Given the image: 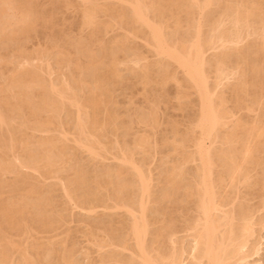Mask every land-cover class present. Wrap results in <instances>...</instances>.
Returning <instances> with one entry per match:
<instances>
[{
    "label": "bare ground",
    "instance_id": "bare-ground-1",
    "mask_svg": "<svg viewBox=\"0 0 264 264\" xmlns=\"http://www.w3.org/2000/svg\"><path fill=\"white\" fill-rule=\"evenodd\" d=\"M117 2L124 4L125 7L117 8L115 6H105V8H101L99 6H96L98 3L96 5L88 6L85 12L83 10V23L87 27H97L99 23L95 20V14L97 15L98 11H107L109 13H112V15L114 14L115 16H118L119 18H125L126 24L127 26H129L131 31H136L137 29H145L148 32L147 34H149L146 38V45L149 46L156 53V55L168 60H164V62L166 61L165 65L161 64L158 71L160 77V79L158 80H160V85L170 79H174L176 81L178 79H181L179 77L178 79H175L173 77L175 76L176 71L173 72L175 73L174 75H170L171 73L168 72V70L170 69H168L169 63L173 64V66L175 65L178 70L182 71L184 78H182L183 80L181 81H184V84L188 88V90L190 89L197 97V105H195L197 107V113L196 118H193L194 120L192 121V134L190 136L188 135L187 137L186 135L182 134V136L184 135L185 138H182L178 144L174 143L175 145H173L175 146L174 149L176 154L178 153L183 159L181 160L180 158H178L179 160L184 163L191 162V164L193 165L196 163V166L195 168H193V172H190L191 176L189 177L192 178L188 183H185V181L183 183L184 171L182 169H179V167L175 165L173 166V168H171L172 170H167L166 168L164 175L159 180L157 185H155V183V186H153L152 180L154 178H152L151 176L152 171L147 173L145 171L146 166L144 165L145 169H143V164L141 163L143 160H138L137 162H140L142 165L137 164L132 159L133 151L130 149H125L123 150L121 157H117V159L119 160V165H117L114 170H108V179L103 177H95L90 180L86 177V173L82 168H74L73 175L67 178L64 183H61V186H63V190L68 197V201H71L75 205L81 207L82 210L86 209L88 211H94L95 209H97V207H103L104 209L106 208L109 210L116 208L123 209L126 215L130 216V222L125 225V227H123L124 225H122V228L124 230H121L122 228L120 229V227L114 228L116 221L113 222L112 226H104L102 228L104 229L105 235H107L108 241H105L102 244L99 243L98 246L101 250L105 247H114V249L110 248V251L107 250L106 254L102 257V264H110V262H112V264H258V260H250L249 258L253 255L258 254L261 249V241L258 237V230H262L264 228V216L262 215V217L260 215H257L260 211V208H257L256 206L254 207V205H250V202H248L249 198L247 199L242 193H245L246 190L247 193L251 189L261 192L262 202L259 203H263L264 205V7L262 5L264 1L117 0ZM32 5H30L27 1L25 2L24 0L0 1V33L6 30L5 28L7 25L12 24L13 22L20 23L19 25L16 23L18 26L13 30L9 29L10 32L8 31L5 34L3 41H0V49L7 47V44L9 42H12L14 44L18 43V38L22 39V37H27L28 39L30 33L34 31L35 27H44L47 22H49L47 21V17H45V14H42V12L39 10H35ZM44 9L46 10L47 8ZM8 10L12 11L11 13H13L14 15L12 14L11 16H9ZM196 12L199 14V18L195 22L194 17ZM149 13L158 21L152 20L149 16ZM183 14L187 17L184 22L185 25H182V20L180 19V15L184 16ZM7 15L9 16L8 19H6ZM165 17H169L170 20L172 19V31H178L182 27L186 26L187 32L185 33L184 31L185 34L176 38V40L170 39L169 36L167 37V33L164 35V32H166L164 31L166 30V27L171 29V25L168 27V25H166L167 22L162 21L163 18L166 19ZM101 24V28L98 26L99 29H103V27L106 26L105 24ZM206 25H208V31H210V34L208 37H203L205 35L202 36V33H205L202 29L206 27ZM39 28L41 29V27ZM45 28L44 30H46ZM92 29L94 32L95 30H97V28L95 30L94 28ZM169 31L170 30H168V32ZM174 33L176 34V32ZM79 44L80 42L77 44L76 53H83V51L87 48H85V45ZM19 45H13L15 47L14 50H17L19 52L20 47H22L21 45ZM53 49H55V46ZM35 50L37 51V49ZM17 54L19 55V53ZM60 54L61 58L64 61H69V59H67V54H65L64 52H61ZM102 54L103 57H105L107 55V52H104ZM46 55L47 54L45 53L40 55V61H42V58ZM95 55L96 54L93 55V59L91 58V62L88 60V63L90 62L92 65L91 67L89 66L90 68H87L88 70L85 71L86 74L88 73L92 77L94 83L93 87L90 88L89 91L94 92L95 90H98L99 95H104L105 90L103 87L110 80L109 75L114 70V62L116 60V56L115 54L113 55L112 52L111 54H109L112 57H109L110 62L108 63V65L107 63H104L101 56L99 57L98 55L97 57ZM35 56H37V54ZM10 61L12 60L10 59ZM30 61H32V59ZM139 61H135V63ZM11 66H13V64ZM171 66L172 65H170V67ZM21 67L23 69V65H20V68ZM22 69H19L16 72H11L10 78H8L9 76H7V83L5 82L6 84L4 86L5 91L1 92V94L7 91H9V93L0 96V173H3L4 175V173L16 172V176L18 175L19 177L15 178H19L20 182L18 180L14 184L11 183L13 184V186H17L18 183L22 185L23 179L27 178L19 174L21 172L16 171L17 165L15 166L8 159L4 160V152L7 149L14 151V147L17 143L23 145V148L21 149L18 147L20 150H23V152H21L23 155H21V159L19 160V169L29 168V170H34V172H38L40 168L50 169V167H52L55 163L61 161V159H63L65 155L64 142L61 141L57 144V140H54L49 136L41 138L40 141L38 140L39 142H36V146L27 145L24 138L21 137L22 135L17 134L22 127L26 128L30 122H33L32 124L30 123L33 130H37L39 132L45 131L46 133V131H49L50 125H57L58 122H55V120H57L55 118L61 117L60 115L64 112V114H66L67 116H71V120H74V122L71 121V126L68 122L65 124L61 122L58 123V125L60 126H55V128L62 127L64 125L71 127V129H73L75 134L77 135L73 139L74 143L77 145V147L83 149L91 157H93L92 159L97 157L103 158L104 153L105 155H108L109 153L111 154V152L108 153L107 143L105 144V142L101 139L102 137L97 134L98 130L103 129L107 126L106 120L104 121L103 119V121H100L98 119L99 116H97V113L100 112L98 110L100 109L102 100H100L101 102L99 105L98 101L95 99L96 97L92 98L91 96H81L78 95L77 92H74L76 89L81 90L85 86V79L87 78L84 79L80 74V78H77V80L74 81V87L66 83V85L64 84L65 86L58 87V85H52V82L50 85H46V83L44 84L42 75H40V71L42 69L39 72L34 68L30 69L25 67V69ZM51 72L52 70L49 73ZM70 73L72 74V72ZM144 73L145 83L148 84L150 82V75H148L149 72ZM211 78L212 80H214L213 84H210ZM2 89L3 88H1V91ZM181 89L176 91H179L178 93L180 98H186L188 96V93L183 91L185 89ZM225 89L229 90V96L227 94L228 92L226 93L227 96L224 94ZM158 95L159 94H157V96ZM174 95H176L177 97V93ZM229 101H232V103L230 102L231 105H233L232 108H230L227 104ZM241 110H246V112L248 111L247 115L250 112H252L250 114H254V112L257 113L253 118L252 116H249L250 118L247 116L249 119H247V117H237L236 112ZM6 111H9V113L13 112L17 114L19 112H22L21 114L19 113L16 116V120L19 121L16 122L15 118H11V116L15 115L13 113V115H10L8 117V114H5ZM149 111H152V108H150ZM42 112H49V114L52 113V116L49 119L42 120L41 117H39L40 114L42 115ZM243 112L241 113L244 114L243 116L245 117L246 114ZM154 113H156V111ZM73 115L75 116L74 119ZM28 116L32 118L30 119ZM9 118H11L12 121H15H13L14 125L16 123L15 126H12L10 124L11 120ZM139 120L141 122H146L148 120V116H144L142 118L140 117ZM153 120H155V117H153ZM112 124H114L113 121L111 125ZM189 126L190 125H188V127ZM174 131L176 132V129ZM104 133L106 132L104 131ZM23 134L25 136V133ZM63 135L64 140L67 141L66 133H64ZM143 136L145 135L143 134ZM143 136L141 135L139 138L137 137L138 139L135 140L136 143L134 141L136 147L144 149L147 143V137L144 138ZM169 138L171 139V137ZM26 142L28 141L26 140ZM165 142L166 141H164V143ZM186 142H189L192 145L193 150L191 152H187V150H185V148L188 149V146H186ZM217 144H219V146H217ZM191 148H189V150H191ZM11 151L9 152L11 153ZM10 155L12 156V154ZM135 160L137 161L136 158ZM182 162H180L179 164H182ZM123 167H126L127 170L124 171ZM256 167H259L260 171L255 172L254 175L250 174V170H254L256 169ZM2 183L0 182V187L2 186ZM4 185L5 184H3V186ZM7 185L9 186V184H6V186ZM20 185L18 184V186ZM108 185L113 186L112 192H110V194L106 197V200H100L98 198V194L102 189H106ZM154 187L158 188L157 191L154 190ZM242 189L246 190L242 191ZM16 190L17 189H15V191ZM26 190L28 191V188ZM181 190L183 192H181ZM16 192H18V190ZM254 193L256 194L257 192ZM31 197L32 196L30 195V198ZM42 197L43 198H41V196H37L32 201H28L27 204L23 205L25 206L24 208H20V211L24 214V211L26 212V208L29 207L32 211H29V213H27V216L32 212L31 217L33 224L36 223L37 225L42 226H53L56 222V219L53 220L55 217L52 219V217L46 216V213H44V211L47 212V208L46 210H44V208L50 205L51 200H49L47 197L44 198L43 195ZM23 198L24 197H20V199L24 200ZM108 200H110V203H108ZM165 200H168V202L170 203L166 207L163 205V202L165 203ZM184 201H191L193 203L191 205H193L194 211V215L192 213L193 216H190L192 218L188 219L189 217H187V221L183 224L184 227L181 226V230H185L191 240V242L189 243L190 245L186 247L178 239V229L176 227V223L178 221L176 219L179 218L182 213ZM13 203H10L7 200H0V240L3 239L2 243L3 241H5L3 235L4 233H6V230H15L14 228H16L19 224L17 216L21 215L17 213L18 215L16 216V210L14 211L13 209L16 202L14 205ZM167 208L168 210L169 208L172 209L173 213L175 212L178 215L175 216V214H173L172 212H168ZM153 213H161L162 218H153V215H151ZM186 215L188 216V214ZM23 221H25V219ZM117 221H119V219H117ZM119 222L122 224L121 221ZM155 222H159L161 224L155 231H150V226L154 225ZM108 223L109 225L111 224L110 220L108 221ZM180 224H182V222ZM119 229L124 232H121ZM112 230L120 231V235L115 237L114 235H112L114 233L111 232ZM128 239L132 241L131 244L127 243ZM1 244L0 264H6L5 260H7V252L9 251H7V248L9 246L7 247L5 244ZM117 247L121 250H126L127 252H129V256H126V258H122L124 257V255H119V251H117L118 249L116 250ZM102 251L104 252V250ZM123 252L124 251L120 253L123 254ZM28 255L30 257V254ZM47 255H49V252L47 253ZM63 259L65 264H75L74 260L68 259L66 256H64ZM22 262H24V264H36L35 260L28 261L26 257H23Z\"/></svg>",
    "mask_w": 264,
    "mask_h": 264
},
{
    "label": "rangeland",
    "instance_id": "rangeland-1",
    "mask_svg": "<svg viewBox=\"0 0 264 264\" xmlns=\"http://www.w3.org/2000/svg\"><path fill=\"white\" fill-rule=\"evenodd\" d=\"M0 1L2 2L4 0H0ZM5 1H11V0H5ZM24 1L29 2L30 5L33 4L32 6L35 10H37V11L39 10L42 12V14H45V17H47L46 18L47 21H49V22H47L48 26H47V24L45 25L46 28H45V26L44 27L43 26H37V27H35L34 31H32L30 33L28 39H27V37L26 38L22 37V39L18 38L17 39L18 43L14 44L12 42H9L8 43L9 45L7 44V47L0 49V51H1L0 52V57H1L0 58V78H2V79H0V96H3V94L6 95V93L7 94L9 93V91L6 90L7 92H4L3 94H1V92L5 91L4 86L7 83L6 78H7V76H9L8 78H10L11 72H16L17 70L22 69V67L20 68V65H23V69H25V67L30 68V69L34 68V69L38 70V72L42 69L41 70L42 72L40 71V75H42V79L44 81V84L46 83V85H50L52 82V85H54V86L58 85V87L65 86L66 84H70L71 86L74 87V85H75L74 81L77 80V78L79 79L80 74H81L84 79L87 78V79H85V81H86L85 86L81 90L76 89L74 92H77L78 95H81V96H89V97L91 96L92 98L96 97L95 99L98 101L99 105L101 102L100 100H102V103L100 105V109L98 110L100 112L97 113V116H99L98 119L100 121H103V119H104V121L106 120L107 126L103 129L98 130L97 134L102 137L101 139H102V141L105 142V144L107 143L108 153L111 152V154L110 153L108 154L106 152L108 155H105V153H104L103 158L97 157V158L92 159L93 157H91L83 149H80L79 147H77V145L74 143L73 139L77 135L75 134L74 130L71 129V127L64 125L62 127H56L55 128V126H60V125H58V123H61V122H63L64 124L68 122L69 125L72 122H74V120H71V116H67L66 114H64V112L60 115L61 117L55 118V119H57V120H55V122L56 121L58 122L57 125H50L49 131H46V133H45V131L39 132L37 130H33L32 125H30L31 122L28 124L29 129H28V126L26 128L22 127L21 130L18 131L20 134L17 132L18 133L17 135H22L21 137L24 138L25 143L27 145L36 146V144L40 141L41 138H45L48 136L50 138H53L54 140H57V142H56L57 144L60 143L61 141H63L64 147H65V155H64L63 159H61V161H58L59 163L57 162L58 164L55 163L52 166L53 168L50 167V169L48 168L49 170L46 168H42V169L40 168L38 172H36V171L34 172V170H31V169L29 170V168H27V169L26 168H21V169L18 168L19 160L21 159V155H23L21 153V152H23V150H20L21 148H23L22 144H20V143L16 144V146L14 147L15 152L11 151L9 149H7L4 152L5 153L4 160L8 159L15 166L17 165L16 171L21 172V173H19V172L18 173L21 174L23 177H27L26 179L25 178L23 179V182L21 181L22 185H20V183H18L20 186H18V184H17V186H13V184L16 181L19 180V182H20L19 178H15V177H19L18 175L16 176V172L4 173V175H3V173L2 174L0 173V182L1 183L3 182L2 186L0 187V195H1L0 200H2V201L7 200L10 203L14 202L13 205L16 202L13 209H14V211L16 210L15 211L16 216L18 215L17 213H19V215H21V216H17L19 224L17 225L16 228H14L15 230H13V229L6 230V233H4V235H3V237L5 238L4 239L5 241H3V243H2L3 239L0 240V244L2 243L1 245L5 244L7 247L9 246L7 248V251L9 250L8 251L9 253L7 252L8 255L6 258L7 260H5L6 261L5 263L6 264H24V262H22L23 257H26V259L28 261L35 260L36 264H41V263L42 264H65L63 257L66 256L68 259L74 260L75 264H102L101 259L106 254L107 250L110 251L111 249H114L113 246H110L108 248L105 247L106 250H105V248L102 249V250H104V252H103L100 249V247L98 246L99 243L102 244L105 241H108L107 235H105L104 229H102V228L104 226L105 227L106 226L107 227L112 226L113 222L116 221L117 225L116 224H115V226L113 225L114 228L120 227V229H121L122 225H124L123 227H125V225H127L130 222V219H129L130 216L126 215V213L124 212L123 209H116V208L109 210L106 208L104 209L103 207H101V208L97 207V209H95L94 211H88L86 209L82 210L81 207L75 205L71 201H68V197L66 196V194L63 190V186H61L62 185L61 183H64L67 178L71 177L73 175L74 168H78V167L82 168L85 171L86 177L90 180L95 178V177H98V178L103 177V178L108 179L109 178L108 173H107L108 170H114V168L117 165H119V160L117 159V157H121L122 152L125 149H130L133 151L132 159L136 163L138 162V160L139 161L143 160L141 163L143 164V169H145V166H146L145 171L147 173L152 171L151 176H152V178L155 179V180L154 179L152 180L153 186L157 185L159 180L164 175L166 168H167V170H172L171 168H173V166H175V165H177L179 167V169H182L184 171L183 183H184V181H185V183L190 182L191 178H192V177H189V176H191L190 172L191 173L193 172V168H195L196 163L192 162V163H195L193 165V164H191V162L190 163L189 162L188 163L182 162L181 160H183V159L178 153L176 154L175 149H174V147H175L174 145L178 144L182 138H185L184 135H186V137H187L188 135L190 136L192 134V128H191L192 127V121L196 118V113H197V110H196L197 107L195 106V105H197L196 104L197 103V97H196V95H194V93L190 89L189 90L191 92L188 90V88L184 84L185 82L181 81V80H183L182 78H184L182 71L178 70L176 68V66L174 65L175 66L174 67L173 64H171V63H169L168 69L169 68L170 69L168 70V72L171 73L170 74L171 76L176 73L175 76H173V77L175 79H178V77L181 79H178L179 81L178 80L176 81L174 79H170V80L164 82L165 84L162 83L160 85V80H158V79H160L158 71H159L160 65L161 64L165 65L166 61H168V60L163 59V58L159 57L158 55H156V53L149 46L146 45L147 44L146 38L148 37L149 34H147L148 32L145 29H137L138 31L137 30L131 31L129 26H127V24H126L125 18H119L118 16H115L114 14L112 15V13H109L107 11H105V12L104 11L103 12L98 11L97 15L95 14V20H96V22L99 23V25H97V27L91 26L92 28H94V30L97 28V30H95V32L93 31V29L90 26L87 27L84 25V23H83V21H84L83 10L85 12V10L88 8V6L96 5L98 3L96 6H99L101 8H105V6L106 7L115 6L117 8H120V7L124 8L125 5L117 2V0H102V1L101 0H88V1L87 0H47V1L46 0H42V1L38 0V2H37V0H34V1L33 0H24ZM114 2H116V3H114ZM85 3H86V5H85ZM262 5L264 7V2L262 3ZM44 8H47V9L45 10ZM9 11L10 10H8V14H9V16H11L13 13H11L12 11H10V13H9ZM263 11H264V8H263ZM9 16L7 15L6 19H8ZM99 16L101 19L99 18ZM149 16L152 20L158 21L157 19L153 18L150 13H149ZM180 16H181L180 19L182 20V25H183L185 22V19L187 17L185 15L184 16L180 15ZM196 16H197V18H196ZM198 16H199V14L196 12L195 17H194L195 22L198 20V18H199ZM165 18L169 22L164 18L162 19V21H166L167 24H166V22H165V24L168 25V27L171 24L173 25L172 19L170 20L169 17H165ZM50 20H51V23H50ZM104 21H105V23H104ZM16 23L13 22L12 24L7 25L5 28L6 30H4L2 33H0V41L1 42L3 41L5 34L8 31L10 32V30L15 29L20 24V23H17L18 24L17 25ZM100 24L101 25L105 24L106 26L103 27V29H99V27L101 28ZM172 25L170 27L171 29L166 27L165 28L166 30H164V31H166V32H164V35L167 33L166 36L167 37L169 36L170 39L176 40V38L180 37L181 35H183L187 32L186 26L179 29L182 32L179 30L178 31H172ZM39 27H41V29ZM44 28L46 30H44ZM88 28H90V29H88ZM204 28L202 30L205 34L202 33V36L205 35L203 37H208L210 34V31H208L209 30L208 25H206V27H204ZM168 30H170V31L168 32ZM92 31L94 34L92 33ZM184 31H185V33H184ZM56 32H57V34H56ZM104 32H105V34H104ZM142 32L145 34H143ZM171 32H173V33H171ZM174 32H176V34ZM33 33H35V34H33ZM180 33H182V34H180ZM44 35H46V36H44ZM96 35H97V37H96ZM53 36H54V38H53ZM98 36H99V38H98ZM101 38H102V40H101ZM89 40H91V41H89ZM174 40H173V42H174ZM170 41H172V40H170ZM79 42H80L79 45L83 44V45H85V48H87V49H85L86 51L84 50L85 52L83 51V53H79V52L76 53L77 44ZM19 44L22 47H20V50L18 52L17 50H14L15 47L13 45L16 46ZM57 44H58V46H57ZM52 45H53V47H52ZM54 46H55V49H53ZM99 47H101L102 49ZM22 49H23V51H22ZM35 49H37V51ZM99 49L102 51H100ZM12 50H13V52H12ZM20 52H21L22 56H21ZM59 52L60 53L64 52L65 54H67V59H69V61H64L61 58V54ZM104 52H107V55L105 57H103V54H102ZM111 52L113 55L115 54V56H116V58H115L116 60L114 62V70L115 71L113 70L110 73V75H109L110 80L103 87L105 90L104 95H99L98 90L94 91L95 93H97V94H95L94 92L89 91L90 88L93 87L94 83H93L92 77L88 73H87L88 74V76H87L85 71L91 67L92 64L90 62L92 61L94 54H96L95 56H97V57H98V55H99V57L101 56L103 58L104 63L108 64L110 62L109 57H112L111 55H109V54H111ZM17 53H19V55ZM41 53L47 54L45 57L42 58V61H40L41 60L40 55H42ZM36 54L39 57V59L37 56H35ZM15 56H17V57H15ZM34 56H35L36 60H35ZM18 57H19V59H18ZM49 58L52 60H50ZM10 59L12 61H10ZM27 59H29V60H27ZM31 59H32V61H30ZM45 60H46V62H45ZM88 60L90 61L89 63H88ZM134 60L135 61L140 60V61L135 63ZM161 60H162V62H164V60H166V61L164 63H162ZM159 61H160V63H159ZM18 62H19V64H18ZM69 62H70V64H69ZM33 63L36 65H34ZM12 64H13V66H11ZM88 64H90V65H88ZM170 65H172V66L170 67ZM18 66H19V68H18ZM75 66H76V68H75ZM145 66H147V67H145ZM12 69H14V70H12ZM47 69H48V71H47ZM175 69H177V70H175ZM51 70H52V72L49 73ZM150 70H151V72H150ZM63 72H64V74H63ZM65 72H67V73H65ZM70 72H72V74ZM78 72H80V73H78ZM144 72H147V73L149 72L148 75H150V82L148 84L145 83V80H144V74L145 73ZM173 72H175V73H173ZM150 73H152V74H150ZM68 75H69V77H68ZM75 77H76V79H75ZM155 78H157V79H155ZM211 80H212V78L210 79V84H213L214 80H212V81ZM179 83L180 84L183 83V84L180 85ZM1 88H3L2 91H1ZM179 89H181V90L185 89L186 91L185 90H183V91L188 93L189 97L187 96L186 98H184V97L180 98L179 93H178L179 91H176ZM113 90H115V91H113ZM181 90H180V92H181ZM108 91H110V92H108ZM224 92H225L224 93L225 95L228 92L227 94L229 96V90L225 89ZM176 93H177L178 98L176 97V95H174ZM153 94H154V96H153ZM157 94H159V95L157 96ZM179 98L182 100H180ZM230 102L232 103V101H229L227 104L230 108H232L233 105H231ZM102 104H103V106H102ZM159 105H160V107H159ZM104 106L106 109L104 108ZM150 108H152V111H149ZM155 111H156V113H154ZM243 111H245V112H243ZM237 112L239 113V115ZM237 112H236L237 117L239 116L240 118H246L247 116L248 117L252 116V118H253V117H255L254 115H256V113H257V112H254V114H250V113H252V112H250L247 115L248 111L246 112V110H241V111H237ZM241 112L246 114L245 117L243 116L244 114H242ZM6 113L8 114V117L10 115L15 114L14 116H11V118L12 119L15 118V120H16V116L19 113L21 114L22 112H19L18 114L12 112L13 113L12 114V113H9V111H6L5 114ZM44 114H46V115H44ZM47 114H48V117H47ZM154 114H155V116H154ZM139 115L141 118L144 116L145 117L148 116L149 121L147 120L146 122H141L139 120V118H140ZM51 116H52V113L49 114V112H45V113L42 112V115L41 114L39 115V117H41L42 120L49 119ZM153 117H155V120H153ZM248 117H247V119L250 118V117L249 118ZM11 118H9L11 120L10 124L12 126H15L16 123L14 125L15 121L13 120L14 121L13 122ZM74 118H75V116L73 115V119ZM27 120H28V118H27ZM18 121L16 120V122H18ZM112 121L114 124L111 125ZM168 123H170V124H168ZM188 125H190V126L188 127ZM124 126H126V127H124ZM190 128H191V130H190ZM24 129H25V131H24ZM64 129H65V131H64ZM175 129H176V132L174 131ZM182 129H184V130H182ZM104 131L106 133H104ZM48 132H50V133H48ZM23 133H25V136ZM64 133H66L67 141L64 140V135H63ZM174 133H176V134H174ZM143 134L145 136H143ZM182 134H184L183 135L184 137L182 136ZM141 135L144 138L147 137V143H146L144 149L135 146V143H136L135 140H137ZM175 135L177 136V138ZM114 136H116V137H114ZM169 137H171V139ZM26 140L28 142H26ZM58 140H59V142H58ZM161 140H162V142H161ZM126 141H127V143H126ZM134 141H135V143H134ZM164 141H166V142L164 143ZM173 141H175V142H173ZM186 146H188L187 147L188 149L185 148V150H187V152H191L193 150V147L189 142H186ZM217 146H219V144H217ZM29 147H31V146H29ZM189 148H191V150H189ZM9 151H11V153ZM16 151H17V154H16ZM10 154H12V156ZM16 157H17V159H16ZM135 158L137 159V161L135 160ZM176 158L177 159L180 158L181 160L178 159V161H179L178 162ZM16 161H17V163H16ZM180 162H182V164H179ZM141 163L139 162L137 164L142 165ZM179 165L180 166L183 165V166L180 167ZM186 165H187V167H186ZM123 169H124V171L127 170L126 167H123ZM40 170H42V171H40ZM188 170H190V171H188ZM250 171H251L250 174L254 175L255 172L260 171V169H259V167H256V169L250 170ZM22 172H23V174H22ZM50 172L52 173V175ZM41 173H43V174H41ZM27 181H28V183H27ZM11 183H13V184H11ZM3 184H5V185L3 186ZM6 184H9V186L8 185L6 186ZM10 185H12L13 187ZM30 185H31V188H30ZM9 187H11V188H9ZM12 188H14V189H12ZM27 188H28V191L26 190ZM8 189H10V190H8ZM15 189H17L18 192H16L17 190L15 191ZM31 189H32V191H31ZM36 189H37V191H36ZM112 189H113V186L108 185V187L106 189H102L100 191V193L98 194V198L100 200H106L107 199L106 197L110 194V192H112ZM157 189H158L157 187H154V190L157 191ZM244 190H246V189H244ZM244 190L242 189V191H244ZM246 191H245V193L243 192L242 194L245 195V197L247 199L249 198L248 199V202H250L249 204L254 205V207L256 206L257 208H260L259 209L260 211L257 215L258 216L259 215L264 216V205H263V203L262 204L259 203V202H262L261 201L262 200L261 192L254 190V189H251V190H249L250 192L249 191L247 192L248 193L247 194ZM181 192H183V191L181 190ZM254 192H257V193L255 194ZM38 193H39V195H38ZM21 194H22V196H21ZM30 195L32 196L31 198H30ZM42 195L44 196V198L47 197L49 200H51L50 205H48V207L46 206L44 208V210H46V208H47V212L44 211V213H46L45 214L46 216L52 217V219L55 217L53 220L56 219V222L53 226H42V225H37L36 223L33 224L32 217H31L32 212L30 214H28V216H27V213H29V211H32L29 207L26 208V212L24 211V214H23V212L20 211V208H24L25 206H23V205L27 204L28 201L29 202L32 201L37 196L38 197L41 196V198H43ZM252 196H253V198H252ZM259 196H260V199H259ZM1 197H3V198H1ZM20 197L21 198L24 197L23 198L24 200L20 199ZM11 200H12V202H11ZM108 201H109L108 203H110V200H108ZM188 202H189V204H188ZM188 202L184 201L183 207H182V213L179 216V218L176 219V220H178L176 223L177 224L176 227L178 229L177 230V232H178L177 237L180 240V242L183 243V245L185 247L190 245L189 243L191 242V240H190V237H188L187 232L185 230L183 231L181 229H182V227H184L183 224L187 221V217H189L188 219H191L192 217H190V216L192 215V213L194 215L193 205H191L193 203L191 201H188ZM165 203L163 202V205L165 207L168 206V204H170L168 202V200H165ZM18 206H19V210H18ZM261 206H262V208H261ZM167 211L170 213L171 212L173 213V210L170 208H169V210L167 208ZM20 212H21V214H20ZM47 213H48V215H47ZM160 214L161 213H159V214L153 213L151 215H153L152 216L153 218L158 217L160 219V218H162V214L161 215ZM173 214H175V216L178 215L175 212ZM186 214H188V216ZM29 216H30V218H29ZM24 219H25V221H23ZM117 219H119V221H121L122 224L119 221H117ZM109 220L111 223L110 225L108 223ZM21 222H22V224H21ZM181 222H182V224H180ZM100 223H102V224H100ZM158 223L159 222H157V223L155 222L154 225H151L150 231H155L156 229H158L159 225L161 224V223H159V224ZM20 224H21V226H20ZM22 225H24V226H22ZM121 230H124V229L122 228ZM120 231L112 230L111 232H114L112 235H114L116 237V236L120 235ZM27 232H29V233H27ZM121 232H124V231H121ZM258 232H259L258 237L261 241V249H260L258 254L251 256L249 259L250 260H258V264H264V228L262 230L261 229L258 230ZM182 240H183V242H182ZM7 242H9V243H7ZM13 243H14V245H13ZM127 243L131 244L132 241L130 239H128ZM9 244L10 245L12 244L11 245L12 247ZM13 246H15V247H13ZM67 250L69 251V253ZM116 250L119 251L118 253H119V255L121 254L120 256L124 255V257H122V258H126V256H129V252H127L126 250H121L118 247L116 248ZM122 251H124L123 254L120 253ZM48 252H49V255H47ZM28 254H30V257ZM110 264H112V262H110ZM114 264H117V263H114Z\"/></svg>",
    "mask_w": 264,
    "mask_h": 264
}]
</instances>
